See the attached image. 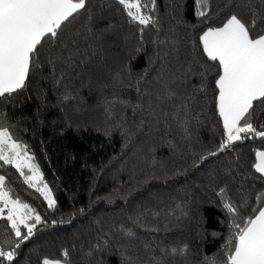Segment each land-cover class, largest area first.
<instances>
[{
  "label": "trees",
  "instance_id": "obj_1",
  "mask_svg": "<svg viewBox=\"0 0 264 264\" xmlns=\"http://www.w3.org/2000/svg\"><path fill=\"white\" fill-rule=\"evenodd\" d=\"M196 11L195 0H156L150 14L158 23L145 27L130 23L117 0H87L57 39L38 46L25 87L0 97V126L26 146L55 205L26 182V170L0 161L4 190L41 217L22 243L0 218V247L15 250L0 264H146L143 245L159 257L160 241L187 246L169 264H222L234 219L243 224L264 205V176L254 169L264 137L242 133L220 150L226 137L215 104L218 68L198 37L233 13L264 29V0H209L206 17ZM70 53L71 66L64 63ZM189 65L208 73L205 91L193 88L199 75L177 79ZM165 86L176 96L161 104L156 96ZM184 103L180 126L172 113ZM251 113L264 131V101H254ZM226 199L243 205L239 217L223 207ZM138 217L160 231L137 226ZM128 229L136 235L127 236Z\"/></svg>",
  "mask_w": 264,
  "mask_h": 264
},
{
  "label": "snow or ice",
  "instance_id": "obj_2",
  "mask_svg": "<svg viewBox=\"0 0 264 264\" xmlns=\"http://www.w3.org/2000/svg\"><path fill=\"white\" fill-rule=\"evenodd\" d=\"M122 6L130 23L142 26H156L158 21L150 13L155 11L156 0H117ZM87 0H0V97L11 95L25 87L30 69L38 53V46L47 39H57L59 30L74 14L86 8ZM198 17L208 14L209 0H195ZM255 15V14H254ZM257 21L253 19L246 23L237 14L233 13L221 26H208L199 35V43L208 60L216 62L217 72L214 86L216 91L215 104L219 116L223 121L226 139L221 142L220 150L229 147L233 142L242 139L241 134L254 133L255 136L264 137V131H257L251 122V110L254 101H264V29L256 31ZM143 31V28L141 29ZM75 43V41H73ZM165 55H168L167 53ZM64 63L71 66L73 54L65 58ZM191 75L200 76V84L193 85L197 91H205L206 71H197L191 65L181 72L177 79L187 81ZM163 78V72L157 77V82ZM175 81H173L174 83ZM140 92V89L137 88ZM145 95L146 93H141ZM176 93L165 86L163 95L157 94L158 103L172 102ZM187 103L174 105L172 116L184 126L182 112H187ZM142 109V105H136ZM168 115V113H165ZM216 153H211L215 155ZM257 162L254 169L264 176V151H256ZM0 161L14 165L21 174L27 168L31 175L25 180L31 187L42 191L49 207L55 205L46 184L43 189L37 187L42 177L37 166L32 163V157L27 155L26 146L18 143L9 129L0 126ZM5 177L0 176V218L10 222L15 236L22 243L32 234L35 225L41 223V217L35 215V223L29 224L32 219L29 213L32 209L22 204L18 199H12L5 191ZM221 196H226V190H219ZM258 198H264V193ZM223 207L234 217H239L243 205L225 200ZM7 209V216L4 211ZM254 215L249 216L241 223L233 221L232 227L237 229L229 239L225 248V258L222 264H264V205L254 209ZM153 215H159L154 213ZM145 231L159 232L158 227H149L145 217H138L133 221ZM20 225L27 229L22 235ZM129 237L136 234L128 229L125 233ZM20 246L16 244V248ZM149 254L146 264H169L168 258L183 254L187 246L181 248L168 247L163 241L158 244L159 257L153 256L154 251L150 243L143 245ZM64 252L63 256L67 257ZM15 250L5 251L0 247V258L12 261ZM42 264H65L62 259H44ZM215 264V261L212 262Z\"/></svg>",
  "mask_w": 264,
  "mask_h": 264
},
{
  "label": "rangeland",
  "instance_id": "obj_3",
  "mask_svg": "<svg viewBox=\"0 0 264 264\" xmlns=\"http://www.w3.org/2000/svg\"><path fill=\"white\" fill-rule=\"evenodd\" d=\"M27 155H29L28 153H27ZM30 156V155H29ZM32 163H34L33 162V160L31 161ZM35 164V163H34ZM36 165V164H35ZM14 166V165H13ZM15 167V166H14ZM24 170H26L27 172H28V175H31V172L27 169V168H24ZM20 171V170H19ZM38 171H39V169H38ZM39 174H40V171H39ZM41 175V174H40ZM45 183L42 181V179H41V181L38 183V185H37V187H39V188H41V189H43V185H44ZM35 190H37V188L36 187H33ZM48 190L50 191V189H49V187H48ZM38 191V190H37ZM39 193H40V195L43 197V199H44V201H45V203L48 205V201L45 199V197H44V194H43V192L42 191H38ZM50 195H51V197L53 198V195H52V193H51V191H50ZM54 199V198H53ZM49 206V205H48ZM0 207H3V204L2 203H0ZM29 215L32 217V219H30V220H28V223L31 221V220H33L34 219V217H35V215L34 214H32V213H29ZM4 216L6 217L7 216V209H5V211H4ZM30 224V223H29Z\"/></svg>",
  "mask_w": 264,
  "mask_h": 264
},
{
  "label": "crops",
  "instance_id": "obj_4",
  "mask_svg": "<svg viewBox=\"0 0 264 264\" xmlns=\"http://www.w3.org/2000/svg\"><path fill=\"white\" fill-rule=\"evenodd\" d=\"M222 119V118H221ZM222 123H223V121H222ZM256 162H257V160H256Z\"/></svg>",
  "mask_w": 264,
  "mask_h": 264
}]
</instances>
